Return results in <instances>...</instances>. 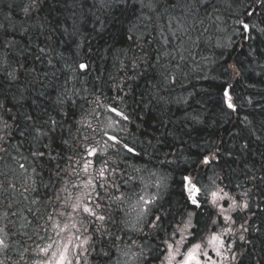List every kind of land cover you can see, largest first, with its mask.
I'll list each match as a JSON object with an SVG mask.
<instances>
[{
	"label": "trees",
	"instance_id": "trees-1",
	"mask_svg": "<svg viewBox=\"0 0 264 264\" xmlns=\"http://www.w3.org/2000/svg\"><path fill=\"white\" fill-rule=\"evenodd\" d=\"M242 1L225 0L231 7L220 8L212 14L213 19H208V22L216 32L209 38L199 36L201 40L196 43L195 50L187 52L193 55L199 52L196 55L198 62L190 64L185 55L180 61L177 57L174 60L171 52L163 50V39L158 29L145 30L144 24L136 18L139 12L135 15L131 11L122 13L115 0H106L104 6L98 0H45L41 10L25 21L28 27L25 39L30 37L31 43V55L27 57L29 71L6 90V97L0 95L4 103L15 106L12 114L19 124L4 145L7 152L0 151V180L7 171L14 172V163L20 164L18 161L24 156L41 166L37 172L41 180L44 178L50 182L49 177H52L57 187L62 181L55 177L56 163L67 168L66 157L69 155L74 162L80 161L75 165L80 175L73 173L69 177L73 196L89 190L82 187L73 189L71 182L83 185L85 179L98 176L103 168L108 169L105 175L110 182L115 179L122 186L132 181L129 177L135 174L136 168L163 173L168 179L166 192L145 218L151 220L153 214H160L163 222L155 229L146 226L147 236L131 233L138 244L145 246L151 264H160L167 249L165 241L171 243L174 233L179 239L182 221L186 220L187 210H191V205L186 209V193L182 195L181 186L182 174H190L192 182L200 189L197 199L203 207L197 210L199 215L194 218V223L199 221L193 230L196 235L185 233L188 238L183 245L202 244L204 253L214 254L210 259L215 264H235L231 260L233 255H237L239 264H264V181L261 180L264 177V33L260 31L264 29V7H260L257 0ZM27 2L0 0V23H15L19 28L20 21L24 20L20 7ZM163 7L164 0H161V10ZM249 8L257 9L255 17L247 16ZM6 15L12 20L6 19ZM218 15L220 20H215ZM202 18L203 10L197 13L194 8L183 23L186 27V23L191 25V21L199 22ZM229 19H244L250 25L254 24L256 27L251 30L254 38L242 40L240 26H237L238 33H233ZM159 23L166 28L165 18H161ZM133 24L138 26L135 31L141 37L143 48L127 39V30ZM64 27L68 29L67 33H63ZM204 38L208 39L205 43ZM77 43L83 47L77 48ZM40 48L45 51L40 52ZM5 55L8 53L0 51V60ZM140 56L145 60L137 59ZM157 56L160 57L159 62ZM79 62H86L89 69L86 72L79 70ZM133 62L137 67L133 68ZM229 65L239 66V75H235L231 68L225 72L224 68ZM15 68L11 60L8 66L0 65V80L4 79L6 71ZM226 84L232 85L231 95L237 105L235 113L226 108L222 99L221 89ZM60 96L72 97L76 104H57ZM110 107H116L129 116V121L118 118L123 125L118 139L140 151L147 149L149 155L143 160L129 157L113 145L104 163L87 154L86 148L99 150L102 147L103 114L110 113ZM28 116L32 119L27 120ZM245 116L251 123L244 120ZM50 118L57 121L56 130L37 139L36 129L46 131ZM21 131L23 136L19 135ZM253 131L261 137L260 140L252 135ZM64 140H68L71 147L65 145ZM149 140L155 147L148 144ZM45 144L48 147H44ZM244 144L248 145L246 149L242 148ZM217 149L218 163L205 166L198 162L200 157ZM41 150L51 153L56 159L49 162L46 156L41 163L32 155L34 151ZM170 160L175 162L167 163ZM86 162H90L87 173L82 171ZM112 169L116 171L113 173ZM62 175L65 180L66 173ZM220 188L227 193L219 201L220 205L227 207L231 202L229 198L247 199L251 212H232L230 215L235 223L213 226L211 220L218 218L211 215L216 211L211 203V193H219ZM248 189L251 191L244 197L243 193ZM45 201H48L47 197ZM102 203L105 207L98 211L111 212L108 205L112 202L105 198ZM61 204L62 201H56L58 207ZM122 215L117 216L118 226L108 227L119 231V227H123L119 225ZM242 224L248 228L247 232H242ZM225 228H230L231 232L222 235L225 247L220 248L217 255L218 246L207 241L214 233H224ZM47 230L48 225L42 230L39 240L33 235L38 246L50 243L51 236ZM88 233L85 232L81 240ZM241 234L246 237L244 241L239 239ZM119 235L125 237L124 232H119ZM33 243H36L35 239L22 241L30 249L25 254L27 260L37 253L33 254L34 249L28 247ZM229 246L231 250H226ZM119 247H124L120 241L112 246L113 260L120 253ZM82 264H93V261L89 257Z\"/></svg>",
	"mask_w": 264,
	"mask_h": 264
},
{
	"label": "snow or ice",
	"instance_id": "snow-or-ice-1",
	"mask_svg": "<svg viewBox=\"0 0 264 264\" xmlns=\"http://www.w3.org/2000/svg\"><path fill=\"white\" fill-rule=\"evenodd\" d=\"M98 2L101 6H104L106 0H98ZM44 3L45 0H28L27 3L21 5L20 11L24 20L20 21L19 28H17L15 23H9L8 25L0 23V51L8 53V55H5L3 59L0 60V65L8 66L9 60L16 65L14 70L6 71L4 73V79L0 80V95L6 97V90L16 84L22 74L29 71L27 67V57L31 55V43L30 37L25 39L28 33V27L25 26V21L30 19L33 13H38ZM115 3L122 13L131 11L135 15L138 11L139 15L136 18L140 23L144 24L145 30L156 27L163 37V42L165 44L169 42V37L164 35V26L159 23L161 18L167 20L168 33L172 37L179 39L181 37L177 35L178 33H188V29L185 27L183 21L194 8L197 13L202 9L206 14V18L209 20L213 19V13L219 11V9L215 7L214 0H164V7L162 10L160 8L161 0H115ZM257 3L260 7H264V0H257ZM196 5H199L200 7H196ZM108 6H111L110 3ZM229 7H231V4H229ZM209 8H211V12H209ZM178 12L179 14H177ZM256 12V8H249L246 10V14L249 17L254 16ZM5 18L9 21L12 20V17L8 15H6ZM214 19L220 20V17L215 16ZM200 22L203 23V20ZM235 22L240 25V35L242 40L254 38L251 35V30L256 27L254 24L250 26V23L246 22L244 19H238ZM137 27L136 24L129 27L126 36L128 40L133 41L137 46L143 48V45L140 44L141 37L136 35L135 29ZM62 31L63 33H67L68 29L64 27ZM260 31L264 33V29H260ZM188 38L191 39V36L189 35ZM49 39H51V37H49ZM181 42L183 43V40H181ZM76 47L81 48L83 45L77 43ZM44 51V48H40V52ZM137 59L144 61L145 57L140 56L137 57ZM159 59L160 57L157 56V62H159ZM132 66L135 68L137 67V64L133 62ZM77 67L84 72L89 69V65L86 62H79ZM229 68L232 69V72L235 75H239V66L229 65L224 68V71L228 72ZM231 88L232 85L230 84H226L222 87V99L226 108L232 113H235L237 112V105L233 102ZM56 103L60 105L65 103L75 105L76 101L72 97L65 98L64 96H60L57 98ZM14 107V105L10 106L9 104L4 103L3 100H0V133H2V135H0V151L2 152H7V148H5L4 145L8 143V138L12 136L15 128L19 127L17 117L12 114ZM108 110L123 121L130 120L126 113L116 107H110ZM65 115H67V113H65ZM26 119L31 120L32 117L28 116ZM10 120L12 121L11 123L9 122ZM244 120L248 121L247 116L244 117ZM47 123L49 124V127L46 131L36 129L37 139L47 137L51 132L56 130L57 121L55 119L50 118V121ZM79 123L83 122L79 121ZM248 123L251 122L248 121ZM161 125H163V121H161ZM262 127H264V124H262ZM19 135L23 136V131H21ZM252 135L255 136L257 140L261 139V137L256 135L254 131ZM108 139L113 141V147L120 145L121 147L117 148V151L122 149L127 155H129V157L143 160L149 155L147 149L140 151L134 146L122 143L115 136H109ZM159 142L160 141H158V143ZM63 143L68 147H71L68 140H64ZM148 144L155 147V145H152L151 140L148 141ZM44 147H48V145L45 144ZM247 147V144L242 146V148L245 149ZM86 151L89 156H95L97 154L95 148H86ZM218 152L219 149L209 152V154L200 157L198 162L205 166L218 163L220 159ZM32 155L37 157L41 163L44 162L46 156L49 162L56 159L51 153H46L42 150L34 151ZM60 159L65 158L60 157ZM66 160L68 162L67 168H62L59 163H56L55 165V177L58 181H62L63 183L58 191L54 193V198L57 201H62L60 210L57 214L64 217L67 222L64 223L62 227H60L59 223L57 224V227L59 228V231L57 232L59 239L57 241H52L44 247L38 246L39 251L37 252V255L42 256V259L34 261L33 264H82V261L86 262L89 257L92 259L93 264H121L119 258L113 261L112 246L116 245L117 241H120L124 245V247H119L117 249L120 251L121 255L129 256V254H131V258H134L137 261V264H151V257L146 253L145 246L143 244H138L136 237L131 235V233L147 236L148 233L145 232L146 226L155 229L163 222V217L160 214H153L151 220H146L145 217L152 212L153 207L157 206L160 198L159 189L164 185L161 182L155 183L154 187L157 189V193L151 196L136 193V204L132 205V211H135L136 215L134 219H129L132 213L128 208L122 207L126 202L130 203V196L127 194L128 185L122 186L118 184L115 179L110 182L105 175L108 169L103 168L99 171L98 176L85 179L83 185L71 182V188L73 189H80L82 187L89 190L84 194L73 196L69 189L70 181L64 180L62 173H67L69 177L73 173L79 176L80 172L77 171L75 165L79 164L80 161L74 162L70 155L66 157ZM174 162L175 161L171 160L167 161L169 164ZM89 163L90 162H86L84 164L82 169L83 172L87 173ZM161 163H164V161H161ZM20 168L23 169L25 166L21 164ZM134 170L140 171L141 169L137 168ZM32 171L35 173L36 169L33 168ZM115 171L116 169H112L113 173ZM152 175L156 174L152 173ZM253 179L255 178L253 177ZM129 180H132V177H129ZM192 180L193 178L190 174H182L181 176L182 195L186 193V209L188 205H191V210H187L186 220L182 221L183 228L179 230V239H176V233H174L171 238V243L165 241V243H167L169 264H171L172 260L176 259L177 255H181L180 245H183L188 238L185 236V233H187L188 236L196 235V232L193 230L198 227L199 221L197 220L194 223V218L199 215L197 210L201 209L203 204L197 199V194L200 192V189L192 182ZM261 180L264 181V177H261ZM49 181L51 183L52 177H49ZM35 184L36 180L33 179V185L35 186ZM145 186L147 187V185ZM33 190H36L35 187H33ZM133 191H135L134 188ZM250 191L251 189L246 190L243 193V196L247 197ZM220 193H223V195H220ZM211 196L212 206L216 210L211 215L218 218L211 220L213 226H217L219 223L229 225L235 223L234 217L230 215L232 212H251L250 203L247 199L238 201L236 198H229L231 202L227 207L220 205L219 201L227 196V193H224L223 188L219 189V193L212 192ZM105 198L112 202V204L108 205L111 209V212L108 213L98 211V209L105 207L102 203ZM33 203H36V201L34 200ZM112 205H115V207L113 208ZM121 213L123 215L119 220V225H123V227H119V231H113L108 225L118 226L117 216H121ZM4 215L7 216L8 213H5ZM12 215H15V213H12ZM51 218V215H49V219ZM85 222L87 225L92 226V230L88 235L84 236L83 240H81V236L88 231ZM241 230L242 232H247L248 228L242 224ZM119 232H124L125 237L120 236ZM230 232V228H225L224 233H214L207 241V243L212 244L213 246H218L217 255L220 254L219 249L225 247V241L222 239V235ZM0 233H3V236H0V254L7 256L9 245L5 242L4 237H10L14 235V233L7 231L6 225L0 228ZM105 238H107V243H105ZM60 239H62V242H60ZM239 239L240 241H244L246 237L241 234ZM97 245L99 246L97 247ZM133 247L137 248L138 251H133ZM226 250H231L230 246ZM29 251L30 249L27 247L22 248L21 252L18 254L16 264H28L25 254ZM200 255H206L203 251L202 244L191 243L182 254V259L178 260L176 264H201L199 259ZM231 260L235 262V264H239L237 255H233ZM0 264H5V260L0 259ZM124 264H128V262L125 261Z\"/></svg>",
	"mask_w": 264,
	"mask_h": 264
},
{
	"label": "flooded vegetation",
	"instance_id": "flooded-vegetation-1",
	"mask_svg": "<svg viewBox=\"0 0 264 264\" xmlns=\"http://www.w3.org/2000/svg\"><path fill=\"white\" fill-rule=\"evenodd\" d=\"M22 159H26L29 162L14 165V172L7 171L8 173L1 175L0 180V228L6 225L7 231L14 233L10 237H4L5 242L9 245V250L7 256L2 255L0 259H4L5 264H16L18 259L17 253L22 248L27 247V245L22 244V241L25 239L30 241L35 239L36 243L29 244L28 247L34 249L33 254L36 251L38 252L39 249H36V247H38L39 236L42 230L47 228V225V231L51 236L50 242L57 241L59 239L57 236V232L59 231L57 224L59 223L60 227H62L67 222L64 217L57 214L60 207L56 205L57 200L54 198V193L60 188L63 182H60V186L57 187V182L55 181H51L50 183L44 178L41 180L40 175L37 173L41 166L31 163L28 156H24ZM21 164L25 168H20ZM33 168L36 169L35 173L32 171ZM33 179L36 180L35 186L33 185ZM69 179L66 173L65 180L70 181ZM33 187L36 190H33ZM46 197L48 201H45ZM34 200L36 203H33ZM47 204L49 205L47 206ZM47 208H49L48 211H46ZM45 211L48 212L47 215ZM5 213H8V215L5 216ZM12 213H15V215H12ZM49 215H51V219H49ZM85 226L91 232L90 229L92 227H88L86 222ZM60 242H62V239H60ZM47 244L49 243L47 242ZM189 245H180L181 255H177L171 264H176L178 260L182 259V254ZM213 255V253H206L203 257L200 255L199 259L201 264H215V261L210 259ZM208 257L209 259H207ZM40 259H42V256L36 253L31 260H28V264H33L34 261H39ZM160 264H169L168 249L165 250Z\"/></svg>",
	"mask_w": 264,
	"mask_h": 264
},
{
	"label": "rangeland",
	"instance_id": "rangeland-1",
	"mask_svg": "<svg viewBox=\"0 0 264 264\" xmlns=\"http://www.w3.org/2000/svg\"><path fill=\"white\" fill-rule=\"evenodd\" d=\"M225 0H214L215 2V7L217 9L220 10V8H224V7H229V3H225ZM232 0H227V2H231ZM239 2H243L242 0H239ZM227 9V8H226ZM209 12H211V8H209ZM219 16V15H218ZM221 17V16H219ZM203 24L205 26H203V24L199 21V22H195V21H191V25H189L188 23H186V28L188 29V33L185 34L184 32H180L177 35L181 38H174L172 37L168 31H167V26L164 29V35L169 37V42L167 44H165L163 42L162 47H164V51L165 52H171L173 54V59L175 60L176 57L178 59V61H180L181 56H184L181 51V46H185L186 52H189L190 50H195V48L197 47V44L195 42H199L200 37H206L208 36L211 37L213 36L214 32H216V30L214 29V26L212 24H210L208 21V19L206 18V14L203 11ZM230 23L229 26H231L233 33L237 34L238 30H237V26H240L238 23H236L235 21L238 19H229ZM208 26H210V29L208 28ZM251 26V25H250ZM222 27V26H221ZM223 28V27H222ZM195 30L192 32V30ZM206 29V30H205ZM200 31V33H199ZM213 31V32H212ZM223 31H225V29H223ZM189 35L191 36V39H189ZM194 37H197V39L195 41H193ZM161 38L163 39V37L161 36ZM199 39V40H198ZM181 40H183V43L181 42ZM207 38L203 39V43L207 42ZM187 42H194L192 45H190L189 47L186 46ZM180 46V47H179ZM199 52H195L194 55H199ZM164 55V54H163ZM165 56V55H164ZM103 118L105 120V122H103L102 125V133H101V144L102 147L99 150H96V155L93 156V160L95 161H99V162H105V156L109 155L110 152H112L111 145H113L111 143V141L108 139L109 136H115L118 138V135L122 132V128L123 125L120 123L119 119L117 116H115L114 114L110 113H104L103 114ZM15 159V158H14ZM92 159V158H91ZM29 161L26 159H22L21 161H18V163H28ZM14 165H16V163H14ZM137 169V168H136ZM141 169L140 171H135V174L132 176V181L128 182L126 185H128L129 187H127V194L130 196V203L126 202L123 206L125 208H128V210L132 213L131 217H129V219H134L135 218V211H132V205L136 204V193H140L141 195H145V196H151L153 194L157 193V189L154 187L155 183L157 182H161L164 186H162L159 189V200L158 202L162 199L164 193L166 192L167 189V185H168V179L167 177L159 172V171H153L150 169H145V168H138ZM152 173H155L156 175H152ZM147 185V187L145 186ZM133 188L135 189V191H133ZM155 207L152 208V210ZM148 215L145 217L147 218ZM0 236H3V233H0ZM133 251H138L137 248L133 247L132 249ZM0 258H2V254H0ZM119 258L121 261V264H124L125 261L128 262V264H137V261L134 258H131V254H129V256H123L121 255V253H119V255L116 256L115 260ZM113 260V261H115Z\"/></svg>",
	"mask_w": 264,
	"mask_h": 264
},
{
	"label": "bare ground",
	"instance_id": "bare-ground-1",
	"mask_svg": "<svg viewBox=\"0 0 264 264\" xmlns=\"http://www.w3.org/2000/svg\"><path fill=\"white\" fill-rule=\"evenodd\" d=\"M252 17H255V15L254 16H252ZM233 31V30H232ZM197 39V37H194V39H193V41H195ZM199 40V39H198ZM200 41V40H199ZM194 42H187V44H186V46H190V45H192ZM195 43H200V42H195ZM180 47V46H179ZM181 51L183 52L182 54L183 55H185V59H186V61H189L190 62V64H194L195 63V61H197L196 59H197V56H195V55H193V54H187V52H186V49H185V46H181ZM199 60V59H198ZM198 62V61H197Z\"/></svg>",
	"mask_w": 264,
	"mask_h": 264
}]
</instances>
